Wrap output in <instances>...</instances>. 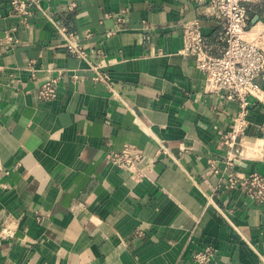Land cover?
<instances>
[{"label": "crops", "instance_id": "obj_1", "mask_svg": "<svg viewBox=\"0 0 264 264\" xmlns=\"http://www.w3.org/2000/svg\"><path fill=\"white\" fill-rule=\"evenodd\" d=\"M12 1L0 0V264H198L206 247L207 264H264V202L223 187L230 170L264 174V102L250 97L241 162L227 168L223 135L241 106L206 91L182 53L189 21L210 55L224 52L225 23L209 5L39 0L24 20ZM248 22L264 27V0ZM92 61L111 85L93 79ZM50 77L57 96L43 100ZM255 81L264 90V76ZM128 142L143 159L118 165L112 152Z\"/></svg>", "mask_w": 264, "mask_h": 264}, {"label": "built area", "instance_id": "obj_2", "mask_svg": "<svg viewBox=\"0 0 264 264\" xmlns=\"http://www.w3.org/2000/svg\"><path fill=\"white\" fill-rule=\"evenodd\" d=\"M195 1L208 4L211 13L225 23L223 40L226 48L221 55L212 56L207 52L206 35L198 21L184 23L185 46L182 53L195 58L198 68L204 74L206 91L222 94L226 100L237 101L241 106L240 112L234 117L235 129L223 135L226 165L227 168L232 169L242 154L239 146L248 123L250 97L264 102V90L255 81L258 76H264V27L252 32L248 22V6L261 0ZM12 4L24 20L32 13L34 7L41 8L39 0H14ZM74 6V3L70 4V8ZM126 17L127 14H123L119 21L125 22ZM50 20L56 23L53 18ZM56 26L62 43L68 51L80 58L88 59L78 34L58 24ZM11 40L12 37L6 35L2 42L8 44ZM90 67L95 72L93 76L95 81L111 85L110 74L105 70V66L92 61ZM57 83V78H48L40 87L41 99H55ZM162 151L167 150L163 147ZM112 159L118 165L136 164L143 159V148L134 143H125L119 151L112 152ZM223 181L225 190H242L249 198L264 202V174L260 172L238 174L230 170ZM213 255L214 251L206 247L196 251L193 258L198 264H207L212 260Z\"/></svg>", "mask_w": 264, "mask_h": 264}, {"label": "water", "instance_id": "obj_3", "mask_svg": "<svg viewBox=\"0 0 264 264\" xmlns=\"http://www.w3.org/2000/svg\"><path fill=\"white\" fill-rule=\"evenodd\" d=\"M241 162V160H237V163H240Z\"/></svg>", "mask_w": 264, "mask_h": 264}]
</instances>
